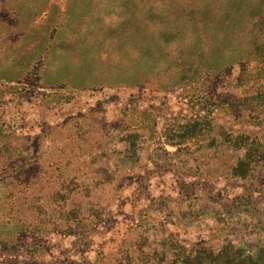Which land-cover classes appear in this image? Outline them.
<instances>
[{"label": "rangeland", "instance_id": "obj_1", "mask_svg": "<svg viewBox=\"0 0 264 264\" xmlns=\"http://www.w3.org/2000/svg\"><path fill=\"white\" fill-rule=\"evenodd\" d=\"M247 255L264 0H0V264Z\"/></svg>", "mask_w": 264, "mask_h": 264}, {"label": "trees", "instance_id": "obj_2", "mask_svg": "<svg viewBox=\"0 0 264 264\" xmlns=\"http://www.w3.org/2000/svg\"><path fill=\"white\" fill-rule=\"evenodd\" d=\"M241 165H243V162L241 161L240 163H239V165L237 166V167H239V168H241ZM245 166V165H244ZM237 171L241 174H243V172H240L238 169H237ZM245 171V170H244ZM246 172V171H245ZM198 255V254H197ZM194 256L193 258H195V257H198V256ZM211 255H213V254H211ZM208 256H210V255H208ZM239 257H241V255H238ZM236 257L234 256V257H232V256H229V258L227 259V260H224L225 261V263L224 264H257V261L258 260H255V258H253V256H251V255H247L246 257H244V258H242V259H239V261L238 262H235V259ZM199 264H201V263H199Z\"/></svg>", "mask_w": 264, "mask_h": 264}]
</instances>
